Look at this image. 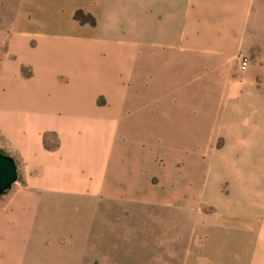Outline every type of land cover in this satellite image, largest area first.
Wrapping results in <instances>:
<instances>
[{
  "label": "crops",
  "instance_id": "crops-1",
  "mask_svg": "<svg viewBox=\"0 0 264 264\" xmlns=\"http://www.w3.org/2000/svg\"><path fill=\"white\" fill-rule=\"evenodd\" d=\"M74 2L53 0L48 12L19 0L0 63V149L17 167L0 196V264H56L72 206L88 214L142 189L149 155L130 144L134 121L140 142L167 137L209 154L192 143L213 148L231 131L244 141L245 118L232 124L229 111L244 115L247 94H264V0ZM77 11L95 22L80 26ZM223 223L230 231L210 242L206 264H264V229Z\"/></svg>",
  "mask_w": 264,
  "mask_h": 264
},
{
  "label": "rangeland",
  "instance_id": "rangeland-1",
  "mask_svg": "<svg viewBox=\"0 0 264 264\" xmlns=\"http://www.w3.org/2000/svg\"><path fill=\"white\" fill-rule=\"evenodd\" d=\"M18 1L0 0V63ZM74 3L89 4L88 0ZM42 6L49 12L53 0H43ZM76 13L70 19L80 26L95 22L87 11H80L77 17ZM123 13L119 11L120 16ZM139 13L133 5L130 17L138 24ZM139 30L135 28L134 33ZM238 65L237 75H243ZM257 85L264 87V78H257ZM243 106L247 109L244 115H239L240 110L229 111V119L233 124L245 118V124L237 127L248 131L240 136L244 141L238 142L239 136L231 131V141L223 133L216 135L213 148L204 139L192 143L209 149V154L189 148L190 143L179 147L180 142L167 137L140 142L142 121H134L130 144L140 145V152L149 155L144 159L142 183H136L142 189L127 202L119 199L96 204L88 214L72 206L66 221L72 233L58 239L62 248L60 254L55 253L56 264H206L210 242H222V236L230 231L223 223L228 215L236 224L240 221L264 229V94H247ZM164 128L168 131L171 127ZM236 149L241 153H233ZM243 152L248 155L239 156ZM253 153L263 155L255 157Z\"/></svg>",
  "mask_w": 264,
  "mask_h": 264
},
{
  "label": "water",
  "instance_id": "water-1",
  "mask_svg": "<svg viewBox=\"0 0 264 264\" xmlns=\"http://www.w3.org/2000/svg\"><path fill=\"white\" fill-rule=\"evenodd\" d=\"M17 180V167L10 156L0 152V196L9 190Z\"/></svg>",
  "mask_w": 264,
  "mask_h": 264
},
{
  "label": "built area",
  "instance_id": "built-area-1",
  "mask_svg": "<svg viewBox=\"0 0 264 264\" xmlns=\"http://www.w3.org/2000/svg\"><path fill=\"white\" fill-rule=\"evenodd\" d=\"M248 66H249L248 59L247 58L241 59L238 65V72L244 73L247 70Z\"/></svg>",
  "mask_w": 264,
  "mask_h": 264
},
{
  "label": "trees",
  "instance_id": "trees-1",
  "mask_svg": "<svg viewBox=\"0 0 264 264\" xmlns=\"http://www.w3.org/2000/svg\"><path fill=\"white\" fill-rule=\"evenodd\" d=\"M80 14V11H78L77 13H76V17L78 16ZM24 75H25V73H23Z\"/></svg>",
  "mask_w": 264,
  "mask_h": 264
}]
</instances>
